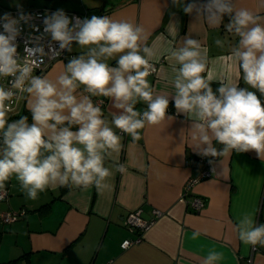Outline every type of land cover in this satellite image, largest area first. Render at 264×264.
Wrapping results in <instances>:
<instances>
[{
  "label": "clouds",
  "instance_id": "9594fccd",
  "mask_svg": "<svg viewBox=\"0 0 264 264\" xmlns=\"http://www.w3.org/2000/svg\"><path fill=\"white\" fill-rule=\"evenodd\" d=\"M172 3L186 14L202 16L210 26H219L228 17L225 28L238 38L230 58L247 88L222 77L214 92L213 80L205 76L206 50L189 36L181 46L164 40L162 54L174 61L166 78L173 92L158 94L148 77L157 72L161 48L147 43L143 26L107 15L70 19L62 10L45 17V33L61 50L71 51L75 42L81 54L54 78L35 75L43 48L26 49L21 57L16 44L22 22L27 24L29 17L21 13L19 18L10 14L0 18V81H7L0 83V191L13 178L31 200L57 187L110 189L114 171H126L114 160L123 136L139 141L146 126L173 119L167 115L170 97L177 113L191 120V146L200 155L220 158L254 150L264 159V104L256 94L264 95V15L237 7V0ZM214 43L225 46L219 38ZM93 97L110 99L118 112L105 118ZM22 102L32 122L27 116L9 122ZM138 104L146 107L138 109ZM234 227L241 242L264 247V224L257 225L251 214L239 217ZM198 236L194 232L192 238ZM223 258V252L210 248L202 264H219Z\"/></svg>",
  "mask_w": 264,
  "mask_h": 264
},
{
  "label": "crops",
  "instance_id": "0c3cea01",
  "mask_svg": "<svg viewBox=\"0 0 264 264\" xmlns=\"http://www.w3.org/2000/svg\"><path fill=\"white\" fill-rule=\"evenodd\" d=\"M71 1L76 2L66 9L85 12L87 19L107 15L144 27L147 43L161 48L157 72L148 77L158 94L173 92L166 78L174 61L162 54L164 40L181 46L189 36L206 50L209 65L205 76L213 80L214 92L220 87L216 80L222 77L238 82L239 87H248L230 58L231 47L238 38L226 30L227 16L223 24L214 27L195 12L186 14L172 0ZM192 2L183 0V4ZM195 2L203 4L207 0ZM30 6L41 5L29 0H0V10ZM237 7L264 15V0H237ZM217 38L225 41L223 48L215 45ZM71 51L78 56L82 49L74 42ZM71 58L54 61L40 75L54 78ZM109 63L116 66L115 61ZM256 94L264 104V95L258 91ZM101 99H105L100 105L104 116L110 120L118 110L108 98L93 97V102ZM145 107L137 105L141 110ZM169 107L167 115L173 119L146 126L139 141L122 140L123 147L114 160L123 164L126 171H114L111 187L106 191L57 187L31 200L20 191L16 180L10 179L5 186L8 198L0 200V215L21 207L26 214L11 223L0 222V264H202L210 248L224 253L219 264H264V247L244 244L234 227L246 213L254 217L257 225L264 224V159L254 150L233 151L231 156L214 158L212 175L184 195V182L199 172V166L191 165L188 159L199 153L189 138L191 120L177 113L171 97ZM23 112L31 123V113L24 102L16 114L9 115V122L19 119ZM106 165L111 167L112 161H106ZM192 194L205 200L199 212L187 204ZM155 207L164 215L143 233L140 241L122 248L123 239L137 235L125 225L127 212L141 208V214L148 218ZM194 232L199 233L196 239L192 238ZM18 257L21 259L9 262Z\"/></svg>",
  "mask_w": 264,
  "mask_h": 264
},
{
  "label": "built area",
  "instance_id": "2783aa9c",
  "mask_svg": "<svg viewBox=\"0 0 264 264\" xmlns=\"http://www.w3.org/2000/svg\"><path fill=\"white\" fill-rule=\"evenodd\" d=\"M58 10L60 9H56L47 5L25 8L13 7L7 10H0V18H2L5 14H10L13 18H19L21 13H23L26 17H29V22L27 24H24L22 22L23 30L21 34L16 38V44L17 52L20 54L21 57L25 55L26 49L34 47L43 48L45 55H41L39 57L38 66L36 67L34 72L35 75H40L41 73H43L54 63V61L58 59H65L67 57L75 56L72 51H68L66 49H59L57 42L52 41L50 35L45 33L43 23L45 17ZM62 11L70 19H86L85 12H78L76 10ZM0 23H2V21H0ZM0 32H3L2 27H0ZM0 83L6 84L7 81H0ZM101 101L103 103L105 99H101L100 102H98L97 104L101 105ZM123 140H132V138L130 136L124 135ZM213 159L214 157H205L200 154L196 155L195 159L194 157L188 159V163H190L191 165L199 166V172L194 176L188 177L184 182V195L191 193L193 186L197 182L212 175V172L214 171V165L212 163ZM8 194V189L5 187L4 190L0 191V200H6L8 198ZM187 204L192 211L199 212L205 206V200L200 195L192 194L191 197L188 199ZM141 211V208H134L130 209L127 212L124 218L125 225L130 231L136 232L137 235L135 238L123 239V241L121 242L122 248H125L133 243L140 241L143 238V233L150 229L154 225V223L164 215V211L156 207L151 210L152 215L148 218L144 217L141 214ZM25 214L26 209L24 207H21L19 209L7 210L1 213L0 222L11 223Z\"/></svg>",
  "mask_w": 264,
  "mask_h": 264
},
{
  "label": "rangeland",
  "instance_id": "374dc122",
  "mask_svg": "<svg viewBox=\"0 0 264 264\" xmlns=\"http://www.w3.org/2000/svg\"><path fill=\"white\" fill-rule=\"evenodd\" d=\"M29 1L34 2V5H47L60 10H68L66 8H69V6L74 5L73 3L76 2L71 0H29Z\"/></svg>",
  "mask_w": 264,
  "mask_h": 264
},
{
  "label": "trees",
  "instance_id": "16d2710c",
  "mask_svg": "<svg viewBox=\"0 0 264 264\" xmlns=\"http://www.w3.org/2000/svg\"><path fill=\"white\" fill-rule=\"evenodd\" d=\"M41 6H44V5H41ZM30 7H35V6H30ZM36 7H39V6H36ZM170 107H168V109H169ZM22 116H26V112H23L22 114H21ZM28 117V119H29V116H27ZM196 158V156H194V159ZM19 259H21V257L19 258H15V259H12V260H10L9 262H16V261H18Z\"/></svg>",
  "mask_w": 264,
  "mask_h": 264
}]
</instances>
